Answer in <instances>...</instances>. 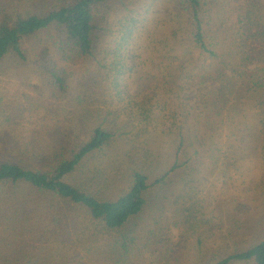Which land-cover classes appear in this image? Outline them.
<instances>
[{
    "label": "rangeland",
    "instance_id": "obj_1",
    "mask_svg": "<svg viewBox=\"0 0 264 264\" xmlns=\"http://www.w3.org/2000/svg\"><path fill=\"white\" fill-rule=\"evenodd\" d=\"M213 1L223 32L232 7ZM174 16L172 0L147 3L120 91L93 72L98 85L81 91L72 76L70 93L55 96L25 65L0 72V162L50 169L102 123L125 133L67 180L107 199L135 169L151 184L141 213L114 230L82 205L20 186L0 201V264H213L264 237V127L254 111L234 106L228 76L219 82L203 70L183 71L174 81V60L163 58V43L177 42ZM144 127L149 159L134 149ZM178 132L188 164L155 185L171 166Z\"/></svg>",
    "mask_w": 264,
    "mask_h": 264
},
{
    "label": "trees",
    "instance_id": "obj_2",
    "mask_svg": "<svg viewBox=\"0 0 264 264\" xmlns=\"http://www.w3.org/2000/svg\"><path fill=\"white\" fill-rule=\"evenodd\" d=\"M149 1L152 0H50L41 6L25 7L23 0H0V72L25 65L55 96L70 93L72 76H76L81 91L98 85L93 72L102 76L111 91H120V78L127 72L125 59L135 56H131L134 45L129 41L135 38L134 30L146 22L144 13ZM229 3V24L220 32L213 20V0H172V20L176 23L172 36L177 42H162L163 58L174 60V81L183 71L203 70L219 82L228 76L226 87L237 93L234 106L254 111L264 127V3ZM85 85L89 89L83 88ZM121 129L99 123L77 150L47 170L1 161L0 201L25 186L82 205L94 220L103 221L109 229H119L144 209L151 185L147 173L133 170L126 187L108 199L74 185L67 177L86 156L120 138L125 133H120ZM141 129L143 133L135 140L134 149L141 159H149V130ZM178 138L171 166L155 178V185L188 164L181 157L185 136L178 132ZM231 261L264 264V237L248 249L213 264Z\"/></svg>",
    "mask_w": 264,
    "mask_h": 264
}]
</instances>
